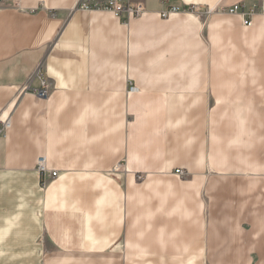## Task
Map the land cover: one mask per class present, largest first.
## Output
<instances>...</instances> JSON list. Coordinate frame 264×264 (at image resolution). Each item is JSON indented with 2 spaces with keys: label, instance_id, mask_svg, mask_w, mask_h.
Listing matches in <instances>:
<instances>
[{
  "label": "crops",
  "instance_id": "crops-1",
  "mask_svg": "<svg viewBox=\"0 0 264 264\" xmlns=\"http://www.w3.org/2000/svg\"><path fill=\"white\" fill-rule=\"evenodd\" d=\"M79 1L0 0V264H264L258 0Z\"/></svg>",
  "mask_w": 264,
  "mask_h": 264
},
{
  "label": "built area",
  "instance_id": "built-area-1",
  "mask_svg": "<svg viewBox=\"0 0 264 264\" xmlns=\"http://www.w3.org/2000/svg\"><path fill=\"white\" fill-rule=\"evenodd\" d=\"M164 2L166 3V7L161 12L162 17H168L173 13L191 9L190 6L181 7L168 5L167 0ZM77 9L84 11H107L113 13L125 23L129 22L132 18L142 16L147 12L146 5L141 0H80ZM193 9L194 8H192V10ZM216 9L217 8L209 9V13H212ZM222 10L229 14H239L242 17L243 24L247 27H251L254 24L253 18L255 15H264V0H258L253 3L240 2L233 6L223 8ZM39 79L41 83L40 88L31 89L30 83H27L24 90H32L37 96L47 98L50 94L51 84L43 75H40ZM131 90H135V87H132ZM10 127L11 120L9 118H0V137L5 136ZM37 171L43 178L44 182L48 179L56 178L59 174L58 171L48 167L45 156L38 159ZM175 174L185 176L186 173L184 170L177 169Z\"/></svg>",
  "mask_w": 264,
  "mask_h": 264
},
{
  "label": "rangeland",
  "instance_id": "rangeland-1",
  "mask_svg": "<svg viewBox=\"0 0 264 264\" xmlns=\"http://www.w3.org/2000/svg\"><path fill=\"white\" fill-rule=\"evenodd\" d=\"M189 6L191 7V9H188V10H186L184 12H188V13H201L200 15L203 18V24H204V22L206 23V21L208 20V18L210 17V15H212L215 11L219 10V9H216L212 13H209V8H202L201 6H196V5H189ZM182 7H184V6H182ZM192 8H194V9L192 10ZM217 12H219V11H217ZM203 30H202V32H203Z\"/></svg>",
  "mask_w": 264,
  "mask_h": 264
}]
</instances>
